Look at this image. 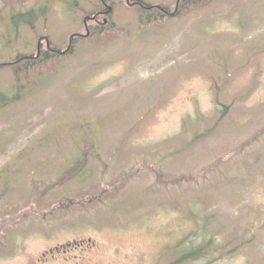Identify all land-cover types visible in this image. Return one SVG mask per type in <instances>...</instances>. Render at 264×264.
I'll return each instance as SVG.
<instances>
[{
	"label": "rangeland",
	"instance_id": "1",
	"mask_svg": "<svg viewBox=\"0 0 264 264\" xmlns=\"http://www.w3.org/2000/svg\"><path fill=\"white\" fill-rule=\"evenodd\" d=\"M178 2L0 0V264H264V0Z\"/></svg>",
	"mask_w": 264,
	"mask_h": 264
},
{
	"label": "flooded vegetation",
	"instance_id": "2",
	"mask_svg": "<svg viewBox=\"0 0 264 264\" xmlns=\"http://www.w3.org/2000/svg\"><path fill=\"white\" fill-rule=\"evenodd\" d=\"M102 2H104L105 3V0H102ZM106 11L104 10V11H98V12H96L95 13V15L94 16H92V17H90V18H93V20L94 21H98V19H97V17L99 16V15H102L103 13H105ZM64 52V51H63ZM62 52V53H63ZM68 243H70V245H68ZM84 243H83V241H77V240H74L73 242H67V243H65V244H62V245H60V246H56L55 247V251H59L61 248H62V250H63V252H67L68 251V249H70L72 246L73 247H79V246H82ZM57 247H58V249H57ZM52 248L49 250L50 252H53L54 251ZM44 256H45V254H43Z\"/></svg>",
	"mask_w": 264,
	"mask_h": 264
},
{
	"label": "water",
	"instance_id": "3",
	"mask_svg": "<svg viewBox=\"0 0 264 264\" xmlns=\"http://www.w3.org/2000/svg\"><path fill=\"white\" fill-rule=\"evenodd\" d=\"M107 11H109V10H107ZM104 22H106V20H104ZM72 37H73V36H71V37L69 38V45H68V47H67V50H69L70 47H71ZM68 245H70V243H68ZM57 249H58V247H57Z\"/></svg>",
	"mask_w": 264,
	"mask_h": 264
},
{
	"label": "trees",
	"instance_id": "4",
	"mask_svg": "<svg viewBox=\"0 0 264 264\" xmlns=\"http://www.w3.org/2000/svg\"><path fill=\"white\" fill-rule=\"evenodd\" d=\"M178 1L180 2V0H178ZM179 2H178V3H179ZM175 13H176V10H175V11H174L172 14H174V15H175ZM170 16H172V15H170ZM194 253H195V252H194Z\"/></svg>",
	"mask_w": 264,
	"mask_h": 264
}]
</instances>
